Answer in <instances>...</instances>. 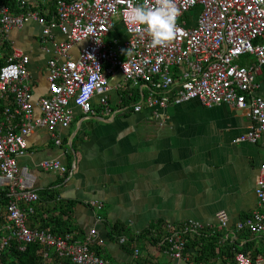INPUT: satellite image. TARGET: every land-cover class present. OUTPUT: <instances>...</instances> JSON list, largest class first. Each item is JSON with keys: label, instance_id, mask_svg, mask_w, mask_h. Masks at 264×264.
I'll list each match as a JSON object with an SVG mask.
<instances>
[{"label": "crops", "instance_id": "0c3cea01", "mask_svg": "<svg viewBox=\"0 0 264 264\" xmlns=\"http://www.w3.org/2000/svg\"><path fill=\"white\" fill-rule=\"evenodd\" d=\"M24 2L17 0L7 6L13 13L36 10L47 18L55 11L52 0ZM45 27L31 18L0 33L11 46L4 63L15 48L30 56L35 116L41 115L38 99L48 92V62L56 57V44L67 38L58 26L45 35ZM128 36L122 22H117L107 39L123 52ZM80 46H73L72 57L79 56ZM0 53L2 58V49ZM253 62L252 56L239 60L247 66ZM109 80L110 88L105 92L109 113L98 94L93 98L94 113L84 114L71 102L74 116L69 126L35 128L27 136L28 149L18 163L31 175L39 199L22 203L26 223L33 229H45L41 227L44 220L61 216L69 204L70 220L60 225V231L64 230L60 235L69 233L84 241L95 229L100 241L91 248L109 264H195L196 249H185L182 259L168 253V246L161 243L168 234L167 226L196 220L205 227L206 235L200 237L210 238L218 235L212 231L220 211L226 213L233 229L256 210L259 205L254 188L264 164V135L256 142L236 141L255 123L245 111L228 104L207 106L193 99L167 108L145 106L134 111L133 105L148 89L126 81L119 72L109 75ZM256 82L257 94L264 97V67ZM133 96L136 100L129 99ZM5 102L0 99V108ZM45 160H59L66 172L43 169ZM6 189L9 199L0 205V238L9 233L7 205L18 193L0 181V191ZM92 200L102 202L103 207L89 204ZM29 206L33 212L28 211ZM152 225L156 226L154 234H145ZM50 227L46 229L51 231ZM120 236L128 240L121 243ZM218 236L219 246L230 244L233 249L225 247L229 254H217L214 264H234L235 246L253 259L264 260L263 237L248 230L239 232L236 240L222 242ZM53 254L60 257L54 251L50 256Z\"/></svg>", "mask_w": 264, "mask_h": 264}, {"label": "built area", "instance_id": "2783aa9c", "mask_svg": "<svg viewBox=\"0 0 264 264\" xmlns=\"http://www.w3.org/2000/svg\"><path fill=\"white\" fill-rule=\"evenodd\" d=\"M52 2L55 11L51 18L36 10L13 13L0 2V33L35 18L46 26L45 35L58 26L67 36L56 44V57L48 62V92L38 99L40 116L34 113L30 56L15 48L0 67V99L6 100L0 109V181L8 183L10 191L18 192L7 205L6 217L11 224L9 233L0 238V253L16 239L22 250L30 243L40 244L44 259L54 251L60 257H69L73 264H109L91 248L100 241L95 229L84 241H78L69 233L54 234L27 225L22 203L39 199L31 175L18 163V158L27 152V136L35 128L55 130L69 126L74 116L71 102L84 114L94 113L93 98L98 94L102 95L100 104L109 113L105 95L110 88L109 75L119 72L126 81L148 89L147 95L133 105L134 111L145 106L165 108L193 99L207 106L228 104L245 111L255 123L236 141L256 142L264 135V97L256 92V77L264 67V0H174L179 10L176 35L163 47L151 46V37L143 30L146 26L126 22V14L145 0ZM20 3L25 4L24 0ZM197 7L200 9L194 18ZM117 22H122L129 35L123 52L107 39ZM77 44L81 45L79 56L74 58L71 50ZM245 56L254 57V62L249 66L240 64ZM82 92L88 94L87 110L76 103ZM41 167L62 173L67 170L59 160H45ZM254 189L259 206L235 228L229 226L224 211L217 214L218 223L212 233L220 234L222 242L236 240L243 230L264 239V164ZM89 204L103 207L97 200ZM28 211L33 212V207L29 206ZM167 228L161 243L168 246V253L175 259L183 258L187 236L206 235L205 227L192 219ZM127 240L126 236L119 237L121 243ZM234 264H264V260L237 251Z\"/></svg>", "mask_w": 264, "mask_h": 264}, {"label": "trees", "instance_id": "16d2710c", "mask_svg": "<svg viewBox=\"0 0 264 264\" xmlns=\"http://www.w3.org/2000/svg\"><path fill=\"white\" fill-rule=\"evenodd\" d=\"M7 5L17 3V0H0ZM0 49L3 50L4 56L0 58V66L4 63L5 55H8L11 46L3 39L0 35ZM137 97V96H136ZM136 97H129V99L136 100ZM130 101V100H128ZM131 102V101H130ZM129 102V103H130ZM1 109V108H0ZM9 199L8 190L0 191V205L7 203ZM69 205V204H68ZM65 206L61 211L62 215L58 217H51L48 220H44V223L41 227L49 228L54 233H64V230L60 231V225L62 226L69 219V206ZM67 215V219L63 220V215ZM51 222V223H50ZM156 226L152 225L149 229L146 230L145 234L149 235L155 230ZM218 235L208 237H196V238H186V250L196 249L193 254V261L195 264H214L215 259L217 258V254L228 255L229 249L225 248L227 246L233 249V245L226 244L223 246H219L220 239ZM19 242L16 239H12L10 244L4 247L0 253V264H73L72 260L69 257H57V255L53 254L48 259H44L41 255L40 249L41 245L38 243H30L26 246L24 250L19 248ZM218 247V251L216 250ZM234 251H241L243 248H239L237 246L234 247ZM234 253V252H233ZM214 259V260H212Z\"/></svg>", "mask_w": 264, "mask_h": 264}, {"label": "clouds", "instance_id": "9594fccd", "mask_svg": "<svg viewBox=\"0 0 264 264\" xmlns=\"http://www.w3.org/2000/svg\"><path fill=\"white\" fill-rule=\"evenodd\" d=\"M179 14L174 0H148L126 14V22L146 26L143 30L151 37L152 47H163L176 35V20ZM87 92H82L76 103L87 110Z\"/></svg>", "mask_w": 264, "mask_h": 264}, {"label": "rangeland", "instance_id": "374dc122", "mask_svg": "<svg viewBox=\"0 0 264 264\" xmlns=\"http://www.w3.org/2000/svg\"><path fill=\"white\" fill-rule=\"evenodd\" d=\"M199 9H200V7H197L194 9V11H193L194 18L197 16Z\"/></svg>", "mask_w": 264, "mask_h": 264}, {"label": "flooded vegetation", "instance_id": "af4514ba", "mask_svg": "<svg viewBox=\"0 0 264 264\" xmlns=\"http://www.w3.org/2000/svg\"><path fill=\"white\" fill-rule=\"evenodd\" d=\"M187 101H185V102H181V103H179V104H175V105H181V104H184V103H186ZM171 104H169L167 107H169ZM173 106V105H172ZM167 107H165V108H167Z\"/></svg>", "mask_w": 264, "mask_h": 264}, {"label": "water", "instance_id": "95a60500", "mask_svg": "<svg viewBox=\"0 0 264 264\" xmlns=\"http://www.w3.org/2000/svg\"><path fill=\"white\" fill-rule=\"evenodd\" d=\"M158 109V108H157ZM159 109H161V108H159ZM153 110H156V108H153Z\"/></svg>", "mask_w": 264, "mask_h": 264}]
</instances>
